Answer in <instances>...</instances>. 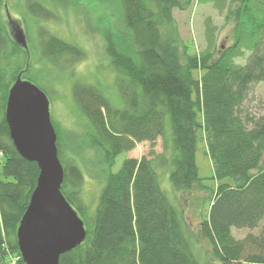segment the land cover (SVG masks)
<instances>
[{
	"label": "trees",
	"instance_id": "16d2710c",
	"mask_svg": "<svg viewBox=\"0 0 264 264\" xmlns=\"http://www.w3.org/2000/svg\"><path fill=\"white\" fill-rule=\"evenodd\" d=\"M196 1L226 11L234 22L230 45L215 44L210 22L201 52L182 38L174 10L188 9L194 0L105 2L119 11L118 27L104 32L118 100L99 85L77 81L73 96L88 130L64 134L52 120L64 168L62 192L86 228L84 241L63 253L60 264H208L162 189L155 162L170 169L176 189L205 193L208 212L196 238L209 242L216 264H264V224L257 234L233 233L234 227L255 228L264 220V111L255 117L244 106L252 84L264 82V0ZM5 8L7 0H0V264H26L17 229L40 168L10 137L9 91L20 73L37 80V65L68 69L86 54L43 25L59 8L78 10L77 0H25L19 19L28 31V49L13 38ZM242 57L246 61H236ZM158 138L162 152L155 151ZM143 141L150 142L149 154L124 159L106 175L95 205L87 203L77 159L92 152L111 167ZM200 141L212 162L211 181L200 174Z\"/></svg>",
	"mask_w": 264,
	"mask_h": 264
},
{
	"label": "rangeland",
	"instance_id": "374dc122",
	"mask_svg": "<svg viewBox=\"0 0 264 264\" xmlns=\"http://www.w3.org/2000/svg\"><path fill=\"white\" fill-rule=\"evenodd\" d=\"M75 1V0H74ZM107 0H77L78 10H65L59 8L55 11V18L45 22L51 32L57 36L75 43L85 51V56L74 63L71 68H54L51 65L35 67L34 73L37 80L31 81L44 86L50 99L51 118L58 123L64 134H84L88 130L86 117L79 111L73 96V85L77 81L99 85L107 96L118 100V91L115 85V71L106 52L104 38L105 28L115 30L119 25L118 8ZM7 8L3 9L4 21L13 30L10 21L20 24L26 34L28 31L19 19L24 14L25 0H7ZM174 16L178 22L182 38L192 43V50L201 52L208 46L207 26L209 22L215 28L214 40L217 46H228L233 42L234 22L226 19V11H220L213 3H201L194 0L192 5L185 10L175 9ZM31 31L30 34L31 35ZM35 37V36H34ZM246 50L245 54L248 55ZM246 55V56H247ZM237 62L243 63L245 57L237 58ZM245 108L252 116H259L264 111V82L252 84L245 102ZM150 142L143 141L135 148L123 151L116 159L113 166L101 164L99 157L92 152H85V157L77 159L81 166L85 182L83 197L90 205H95L99 191L105 182L109 172L117 171L124 159L128 157H141L148 155ZM162 139L158 138L155 146L156 152H162ZM197 163L200 174L211 181L213 167L210 158L206 154V146L200 141L197 152ZM155 169L159 174L160 185L168 195L170 201L179 209L187 231L192 235L194 248L200 259L208 264H216L210 255V244L207 240L199 238V226L208 212V205L204 201L205 193L200 190L187 192L174 187L170 179V169L155 162ZM96 173H99L97 176ZM209 178V179H208ZM264 220L255 228H233L237 238H243L249 233H259Z\"/></svg>",
	"mask_w": 264,
	"mask_h": 264
},
{
	"label": "water",
	"instance_id": "95a60500",
	"mask_svg": "<svg viewBox=\"0 0 264 264\" xmlns=\"http://www.w3.org/2000/svg\"><path fill=\"white\" fill-rule=\"evenodd\" d=\"M12 36L28 49L24 28L11 20ZM6 119L18 152L38 163L40 172L30 202L17 229L26 264H60V256L86 237L85 222L62 192L64 168L59 158L57 131L45 90L20 73L10 88Z\"/></svg>",
	"mask_w": 264,
	"mask_h": 264
},
{
	"label": "built area",
	"instance_id": "2783aa9c",
	"mask_svg": "<svg viewBox=\"0 0 264 264\" xmlns=\"http://www.w3.org/2000/svg\"><path fill=\"white\" fill-rule=\"evenodd\" d=\"M4 157V154H3V152L0 150V160H1V158H3Z\"/></svg>",
	"mask_w": 264,
	"mask_h": 264
}]
</instances>
